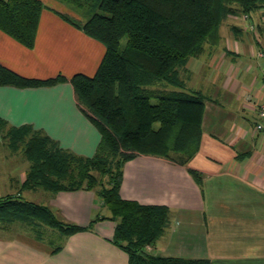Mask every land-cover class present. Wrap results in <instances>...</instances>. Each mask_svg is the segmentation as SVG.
<instances>
[{
  "label": "crops",
  "instance_id": "crops-1",
  "mask_svg": "<svg viewBox=\"0 0 264 264\" xmlns=\"http://www.w3.org/2000/svg\"><path fill=\"white\" fill-rule=\"evenodd\" d=\"M259 51L264 52V8L251 13L249 21L242 15L223 19L218 42L205 45L180 71L184 89L205 98L197 153L183 164L138 156L124 165L120 188L124 199L169 209L163 233L146 247L150 254L210 264H264V133L255 129L256 107L264 103V58ZM103 54L101 43L48 10L41 15L33 49L0 31V64L23 77L92 76ZM67 89L73 93L71 85ZM19 91L0 87L3 120L17 121L12 112L23 102L31 105L30 111L40 105L18 98ZM32 113L26 122L40 118ZM18 115L24 119L23 113ZM84 121L93 127L85 117ZM190 170L199 174V181ZM16 175L10 173V178L14 188H20L25 174ZM34 195L21 194L48 206L59 220L82 227L99 217L95 209L103 207L89 190L56 194L40 190ZM114 229L115 223L107 219L97 221L91 231L71 236L44 225L0 223V264H129L127 254L111 241ZM57 239L58 245L53 241Z\"/></svg>",
  "mask_w": 264,
  "mask_h": 264
},
{
  "label": "trees",
  "instance_id": "trees-1",
  "mask_svg": "<svg viewBox=\"0 0 264 264\" xmlns=\"http://www.w3.org/2000/svg\"><path fill=\"white\" fill-rule=\"evenodd\" d=\"M56 2L84 10L85 18H71L50 9L43 0H0V31L33 49L41 15L50 10L103 45L95 73L37 79L0 64V87L41 88L69 82L79 111L100 135V142L94 155L76 156L29 126L10 130L11 144L22 151L29 166L20 193L0 197V223L17 222L31 228L44 225L71 236L91 231L97 221L107 219L115 223L111 241L127 254L129 264H210L146 251L163 233L169 209L124 199L120 195L123 167L138 156L183 164L197 153L205 98L184 89L180 71L205 45L218 42L223 19L242 15L249 20L251 13L264 8V0ZM259 54L264 58V52ZM160 85L162 90L155 89ZM189 174L200 180L197 172L190 170ZM97 175L107 177L106 185ZM36 190L52 194L93 191L108 215L96 217L85 227L63 222L48 206L21 196Z\"/></svg>",
  "mask_w": 264,
  "mask_h": 264
},
{
  "label": "rangeland",
  "instance_id": "rangeland-1",
  "mask_svg": "<svg viewBox=\"0 0 264 264\" xmlns=\"http://www.w3.org/2000/svg\"><path fill=\"white\" fill-rule=\"evenodd\" d=\"M43 1L50 9L65 13L71 18H85V14L82 12L84 10L76 11L75 9L70 8L69 5L67 6L66 4L58 3L56 0ZM231 5L234 7L237 6L236 3H231ZM242 18L244 19L245 16H242ZM245 20L249 21L248 18ZM248 25L249 29L253 31L254 27L251 29V24L249 23ZM122 43L124 44V40ZM93 50L96 53L94 48ZM67 86H70V84L67 83ZM67 86L65 85L63 88L55 86L26 88L27 90L20 89L19 93L17 94L18 98L26 100L28 99L30 101L37 100L40 105L37 106L34 104V109L30 111L31 105H26V103L23 102V105L20 106L21 109L19 111L12 112V117L18 118L17 121L12 120L10 122L0 118V121H3L0 125V197L5 198L8 196H17L18 193H20V188H14L15 185H13L12 178H10V173H15L17 174L16 176L25 174L29 166L22 151L16 149V146L11 144V138L8 136V132L10 130L13 131L22 126H29L33 130L39 131L55 140L62 149L66 150V152H69L70 154L76 156L94 155L95 150L97 149V146L100 142V135L93 127L88 124V122L84 121V116H82V113L79 111V105L76 102L74 93L69 91ZM155 89L162 90V87L161 85L156 86ZM56 101H60L61 103L55 106ZM33 111L39 113L40 118L34 120L32 123L26 122V119L28 121V113L31 112L32 115ZM19 113L24 114V119H21V115H18ZM53 113L58 115V117L50 118L51 114ZM83 122H85V127L81 128ZM80 151L88 153L82 154ZM97 177L99 182H101L103 185H106L107 177H101L98 175ZM10 187L11 189L9 190ZM97 188H100L99 183ZM39 191L40 190L27 192L28 194L32 192L36 197L37 192ZM106 212L107 211L105 207L102 206L101 208L98 207L95 209V214L99 217L104 215ZM53 241H55V244L57 245L60 243L59 239Z\"/></svg>",
  "mask_w": 264,
  "mask_h": 264
},
{
  "label": "built area",
  "instance_id": "built-area-1",
  "mask_svg": "<svg viewBox=\"0 0 264 264\" xmlns=\"http://www.w3.org/2000/svg\"><path fill=\"white\" fill-rule=\"evenodd\" d=\"M261 81L264 84V71L261 74ZM256 113L259 122L256 124L255 129L258 132L264 133V103L257 105Z\"/></svg>",
  "mask_w": 264,
  "mask_h": 264
}]
</instances>
